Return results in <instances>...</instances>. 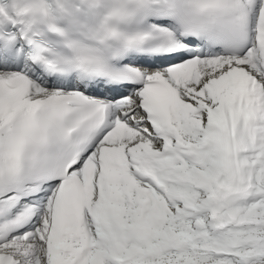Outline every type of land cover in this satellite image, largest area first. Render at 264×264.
Segmentation results:
<instances>
[{"label": "snow or ice", "instance_id": "1", "mask_svg": "<svg viewBox=\"0 0 264 264\" xmlns=\"http://www.w3.org/2000/svg\"><path fill=\"white\" fill-rule=\"evenodd\" d=\"M0 264H264V0H0Z\"/></svg>", "mask_w": 264, "mask_h": 264}]
</instances>
